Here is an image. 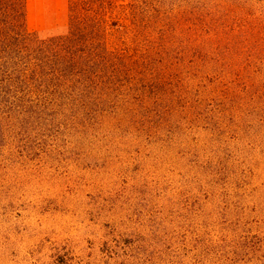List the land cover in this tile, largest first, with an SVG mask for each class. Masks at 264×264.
<instances>
[{
	"label": "rangeland",
	"instance_id": "rangeland-1",
	"mask_svg": "<svg viewBox=\"0 0 264 264\" xmlns=\"http://www.w3.org/2000/svg\"><path fill=\"white\" fill-rule=\"evenodd\" d=\"M63 1L27 0V28ZM252 21L262 36L264 8ZM5 116L0 264H264L260 149L217 160L198 128L173 146L75 132L70 115Z\"/></svg>",
	"mask_w": 264,
	"mask_h": 264
},
{
	"label": "trees",
	"instance_id": "trees-1",
	"mask_svg": "<svg viewBox=\"0 0 264 264\" xmlns=\"http://www.w3.org/2000/svg\"><path fill=\"white\" fill-rule=\"evenodd\" d=\"M262 8L64 0L57 18L47 7L48 27L29 30L27 0H0V138L6 114L70 115L75 132L103 127L105 140L185 145L198 128L195 146L217 160L254 147L264 158V34L247 23Z\"/></svg>",
	"mask_w": 264,
	"mask_h": 264
}]
</instances>
